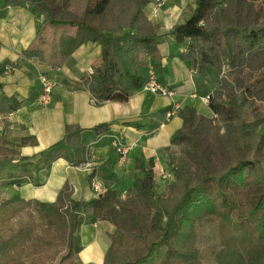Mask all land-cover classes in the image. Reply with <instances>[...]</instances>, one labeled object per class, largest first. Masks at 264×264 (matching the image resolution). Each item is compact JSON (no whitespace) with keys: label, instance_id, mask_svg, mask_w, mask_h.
<instances>
[{"label":"trees","instance_id":"16d2710c","mask_svg":"<svg viewBox=\"0 0 264 264\" xmlns=\"http://www.w3.org/2000/svg\"><path fill=\"white\" fill-rule=\"evenodd\" d=\"M150 1L85 0L77 12L74 0H0V19L24 9L38 36L47 26L72 30L58 43L62 61L82 45L100 47L101 64L84 81L97 104L126 102L146 84L149 65L157 84L173 92L157 75L174 58L188 64L201 87L195 98L208 99L206 116L188 106L176 111L182 125L170 138L172 177L162 189L150 164L123 196L109 190L79 202L66 182L53 203L0 198V264H77L78 230L96 222L114 227L103 264H146L158 250V264H205L196 245L204 225H216L213 264H264V134L257 132L264 116L245 119L252 101L264 104V24L256 6L263 12L264 0H195L192 14L166 34L144 12ZM165 36L171 43L162 57ZM22 55L42 56L35 48ZM245 72L258 79L247 84ZM20 105L0 84V126H9ZM110 125L91 132L106 135ZM81 134L79 126L66 125L59 141L31 157L0 144V185L40 187L59 159L82 168L92 151ZM26 142L35 139L19 145ZM98 175L91 170L88 181Z\"/></svg>","mask_w":264,"mask_h":264},{"label":"crops","instance_id":"0c3cea01","mask_svg":"<svg viewBox=\"0 0 264 264\" xmlns=\"http://www.w3.org/2000/svg\"><path fill=\"white\" fill-rule=\"evenodd\" d=\"M194 1L168 0L155 15H152V6H147L144 12L159 26L160 34H166L192 14ZM71 32L47 26L38 36L36 20L20 8L9 9L6 17L0 19V84L7 96L21 104L8 116L9 126H0V144L16 149L21 157H31L59 141L66 125H77L82 129V143L92 151L91 170H97L99 175L88 181L91 171L71 167L59 159L52 164L42 186L0 185V198L17 196L24 201L53 203L66 182L72 187V199L79 202L94 199L109 190L123 196L141 175L140 169L150 164L159 176L160 189L164 188L172 177L168 162L175 155L170 148V138L182 125L177 115L167 117L172 104L176 102L180 108L189 106L200 114H208V109L193 95L202 90L188 64L177 58L164 61L157 75L158 83L170 85L175 94L173 98L155 96L141 89L126 102L92 105L84 81L101 64L100 47L94 43L82 45L62 61L58 43L63 35ZM170 43L171 38L167 36L160 40L158 50L162 57L166 56ZM29 48L37 49L42 56L25 58L22 52ZM4 67L9 71H4ZM48 70L52 71L49 75L56 86L51 103L40 107L35 104L40 93L38 76ZM104 123L111 124L106 135L95 136L91 128ZM32 137L34 144L19 145ZM113 138L130 146L125 158H120L112 147ZM95 183L100 188L99 193L93 190ZM113 231L114 227L106 222L83 224L78 230L82 247L77 256L79 263L103 264Z\"/></svg>","mask_w":264,"mask_h":264},{"label":"rangeland","instance_id":"374dc122","mask_svg":"<svg viewBox=\"0 0 264 264\" xmlns=\"http://www.w3.org/2000/svg\"><path fill=\"white\" fill-rule=\"evenodd\" d=\"M84 1L85 0H74L73 5H72V9L74 11H77V12L80 11L82 9V7H83ZM167 1L168 0L164 1V4H158V5L155 4V0H153V2L151 1L148 4V6H152V12H153L152 15H155L157 11H159L163 6H165V4L168 3ZM256 6H257V8L259 10H261V13L263 14V16L261 18V21L264 24V11L262 12L263 8L261 7V4L260 3H258ZM155 26H157V25H155ZM157 28H158V33L160 34L159 26H157ZM5 70H8L9 71V68L8 67H5ZM50 70H48L47 73H41L38 76V81H39L40 77H43L44 76L47 80H49L51 82V84L53 86L52 87V91H51V98L49 100V104L52 101V93H53V90H54V88L56 86V83L54 82V80L49 75V73L52 72ZM10 71H11V69H10ZM244 78H245V82L247 84H252L254 78H257V77H255L254 75H252V74H250L248 72H245L244 75H243V81H244ZM247 80H250V81L247 82ZM148 92L150 94H152V95H155V96H162V95L158 94L157 92H150V91H148ZM174 95L172 96V98L174 97ZM162 97H167V96H162ZM201 104L206 107V105H204L203 103H201ZM178 106H179L178 108L180 109V105H178ZM203 109H205V108H203ZM206 115H208V114H206ZM256 115L257 116H264V104H262L261 102H259L257 100H254V101H252V103L250 104V106L246 109L245 119L248 120V121H252V120H254V118H255ZM257 132L259 134H264V124H262L258 128ZM196 245H197V248L200 251L201 261L204 262L205 264H213L212 262H213V258L215 256L214 255V252L215 251L216 252L218 251V241H217L216 225H204L203 227H201L198 230V232H197V244ZM162 254H163V250H158L156 253H154L151 256V258L149 259L148 263H146V264H158V260L160 259V257H161ZM78 263H79V261H77V264Z\"/></svg>","mask_w":264,"mask_h":264},{"label":"built area","instance_id":"2783aa9c","mask_svg":"<svg viewBox=\"0 0 264 264\" xmlns=\"http://www.w3.org/2000/svg\"><path fill=\"white\" fill-rule=\"evenodd\" d=\"M151 1L153 2V0H151ZM164 1H166V0H155V4L156 5L164 4ZM146 74H147V82L142 89L150 91V92H157L158 94H160L162 96H167V97H172L174 95V92L169 91L166 87H163V86L157 84L156 75H155V72H154L153 67L151 65H149L147 67V73ZM39 81H40L39 82L40 93L35 100V104L38 106H41V107H46L49 104V100L51 98V91H52L53 86H52L51 82L49 80H47L44 76L40 77ZM199 100L204 105H206L208 102V99L206 97H200ZM90 103L92 105L97 104L93 98H91ZM178 105L179 104L176 102H174L172 104L173 109L171 112H169L167 114L168 118L173 116L174 114H176V111L179 109ZM112 147L115 149L116 153L118 154V156L120 158H125L127 156L128 151L130 150V146H126L125 144H122V142H120L116 138H113V140H112ZM82 168L87 170V171H91V169H92L91 161L87 162ZM93 188H94L93 190L96 193L100 192V188L96 183L93 184Z\"/></svg>","mask_w":264,"mask_h":264}]
</instances>
